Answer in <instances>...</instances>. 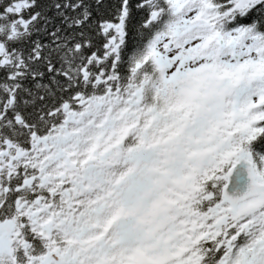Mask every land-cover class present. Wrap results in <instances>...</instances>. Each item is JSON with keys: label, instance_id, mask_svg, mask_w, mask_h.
I'll list each match as a JSON object with an SVG mask.
<instances>
[{"label": "snow or ice", "instance_id": "1", "mask_svg": "<svg viewBox=\"0 0 264 264\" xmlns=\"http://www.w3.org/2000/svg\"><path fill=\"white\" fill-rule=\"evenodd\" d=\"M0 264H264V0H0Z\"/></svg>", "mask_w": 264, "mask_h": 264}]
</instances>
